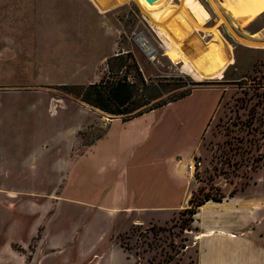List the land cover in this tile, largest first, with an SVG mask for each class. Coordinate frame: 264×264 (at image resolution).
I'll return each mask as SVG.
<instances>
[{"label":"rangeland","instance_id":"rangeland-1","mask_svg":"<svg viewBox=\"0 0 264 264\" xmlns=\"http://www.w3.org/2000/svg\"><path fill=\"white\" fill-rule=\"evenodd\" d=\"M107 76L134 84L124 115L190 91L155 117L169 120L161 127L167 152L191 147L182 162L191 209L146 212L155 221L119 232V243L136 257L124 264H173L179 257L176 264H188L196 249L228 237L264 242V215L250 232L219 230L241 223L240 200L209 201L192 214L206 196L222 199L244 186L264 162V0H0V264H97V254L84 258L78 247L109 240L120 228L121 216L106 232L107 212L87 209L89 199L75 192L81 177L62 197L66 178L62 184L44 166L67 157L69 140L59 139L72 129L79 141L74 158L107 120L123 117L81 99L84 87ZM44 131L57 146L40 141ZM194 159L201 165L192 174L187 164ZM258 171L264 175V166ZM258 188L250 183L239 194ZM210 230L193 244L194 232ZM52 240L67 244L51 249Z\"/></svg>","mask_w":264,"mask_h":264},{"label":"crops","instance_id":"crops-1","mask_svg":"<svg viewBox=\"0 0 264 264\" xmlns=\"http://www.w3.org/2000/svg\"><path fill=\"white\" fill-rule=\"evenodd\" d=\"M252 6L254 8H250L249 16L255 15L253 17L255 18L259 15V11L254 4ZM253 12L254 14H252ZM214 91L217 95L218 92L223 94L222 89ZM181 102L180 100L169 102L128 120H122L119 116L107 120L104 132L87 144L83 152L78 153L74 158L71 152L79 141L72 129L71 133L63 135L59 139L67 138L69 140L67 148L63 151L67 157L61 163H46L44 161V166H50L55 170L57 177H62V184L66 178L62 197H65L67 191L72 189L73 181L81 177L75 192L82 193L89 199V201L84 200L87 204H92L87 207L88 210L98 211L100 209L107 212L110 218L106 232L112 230L111 226H114L119 216L122 217V220L118 222L120 228L115 229L109 240L103 238V241V239L96 238L90 245L78 247V254H81L82 257L86 258L91 253L97 254L99 258L93 259L98 262L97 264H124L128 259L135 260V255L125 249L117 240L118 233L129 230L135 224L143 225L155 221V216L146 212L173 210L175 215L186 207L190 194V190H186V185L190 183L191 179L185 174L186 169L182 162L190 156L191 147H175L167 152L168 137L161 127L165 129L164 125L169 120H165V118L158 120L155 117L160 109ZM188 104L189 102L185 101L181 106L186 107ZM188 108H193V106L190 105ZM162 124L163 126H161ZM44 132L40 135V141L57 146L59 141L49 140L52 131ZM163 140L167 142L165 145ZM263 166L264 162L258 167L252 178L244 186L233 190L232 194H226L221 200L208 199L201 204L204 205L209 201L226 202L229 200H240L244 204L242 216L238 214L235 217V220H241V223L239 225L231 223L225 228H220L221 232L232 234L234 233L233 228L242 233L250 232L254 227L252 223L264 215V175L258 171ZM29 175L32 178L31 174ZM250 183L258 186L259 192L240 195L239 192ZM69 198L75 199L74 197ZM201 205L198 206L196 212ZM145 214L147 217L144 220L142 216ZM80 227L85 229L89 225L86 223ZM211 231H196L194 235ZM237 238L228 237L226 241L219 242L213 240L207 250L202 249L199 252L196 249L197 257L193 261L189 260L188 264H264V242L245 236ZM195 240L194 237L193 244ZM66 244V241L52 240L48 247L61 249L60 247ZM188 246L186 244V248H190ZM1 247L3 249L5 246ZM177 260L173 264H176ZM30 263L26 261L25 264Z\"/></svg>","mask_w":264,"mask_h":264},{"label":"trees","instance_id":"trees-1","mask_svg":"<svg viewBox=\"0 0 264 264\" xmlns=\"http://www.w3.org/2000/svg\"><path fill=\"white\" fill-rule=\"evenodd\" d=\"M130 52H126V54H129ZM121 56L120 52L116 54L114 57ZM110 68V66H109ZM140 81L144 85H147L144 81V78L140 76ZM133 88L134 84L133 82H130L126 77L121 78H109L103 77L98 82L90 83L86 87H84L83 92L81 93V99L90 105L101 109L102 111L114 114V115H122V120H128L132 117L138 116L143 114L144 112H147L149 110L161 107L163 105H166L169 102H173L175 100H178L190 93V91H184L180 93L178 96H174L166 101H158L154 104L143 108L131 115H124L127 112H130L131 110L127 109L126 106L129 103L130 99L133 96ZM147 103V102H146ZM213 198L214 200H221L220 198H215L211 196H206L204 199L198 201L194 207H198L199 205L203 204L206 200ZM191 206L185 207L180 210V214L183 215L187 211H190ZM197 209L192 212V214H195ZM122 245V244H121ZM125 249H127L125 246H123ZM137 264V263H136Z\"/></svg>","mask_w":264,"mask_h":264},{"label":"built area","instance_id":"built-area-1","mask_svg":"<svg viewBox=\"0 0 264 264\" xmlns=\"http://www.w3.org/2000/svg\"><path fill=\"white\" fill-rule=\"evenodd\" d=\"M200 165H201V160L200 159H194L187 164V169H188V171H190L191 169L193 171H195L196 169H198L200 167Z\"/></svg>","mask_w":264,"mask_h":264},{"label":"water","instance_id":"water-1","mask_svg":"<svg viewBox=\"0 0 264 264\" xmlns=\"http://www.w3.org/2000/svg\"><path fill=\"white\" fill-rule=\"evenodd\" d=\"M148 1H150V2H156V1H158V0H148ZM226 15H227V17L229 18V20L233 21V18H232V16H231L230 13H227ZM238 22L240 23V21H238ZM242 32H243V34H245L246 36H250V35H251V34H250L248 31H246V30H243ZM139 35L142 37V39H145V37H144L142 34H139ZM145 40H146V39H145ZM113 116H115V115H113Z\"/></svg>","mask_w":264,"mask_h":264},{"label":"bare ground","instance_id":"bare-ground-1","mask_svg":"<svg viewBox=\"0 0 264 264\" xmlns=\"http://www.w3.org/2000/svg\"><path fill=\"white\" fill-rule=\"evenodd\" d=\"M237 21H240V23H242V19L241 18H237ZM146 41V40H145ZM145 53V52H144ZM152 54V53H151ZM147 55H150V54H147ZM190 171H192V174H193V170L191 169ZM201 206H203V205H201ZM204 207V206H203ZM203 233H200V234H197L196 236H195V238H198V237H200L201 235H202Z\"/></svg>","mask_w":264,"mask_h":264}]
</instances>
